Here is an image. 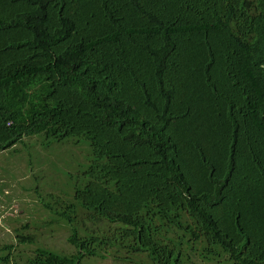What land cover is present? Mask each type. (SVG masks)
<instances>
[{"label":"trees","instance_id":"16d2710c","mask_svg":"<svg viewBox=\"0 0 264 264\" xmlns=\"http://www.w3.org/2000/svg\"><path fill=\"white\" fill-rule=\"evenodd\" d=\"M32 137L92 157L26 264H264V0H0V153Z\"/></svg>","mask_w":264,"mask_h":264},{"label":"rangeland","instance_id":"374dc122","mask_svg":"<svg viewBox=\"0 0 264 264\" xmlns=\"http://www.w3.org/2000/svg\"><path fill=\"white\" fill-rule=\"evenodd\" d=\"M204 134L200 127L198 146L205 147ZM42 142L39 137L28 138L0 153V259L7 253L4 248L12 246L10 264H26L39 247L62 254L75 251L68 242L71 230L62 222H53L56 217L44 204L57 208L73 201V189L82 180L92 151L82 140L68 141L85 146L81 148L72 143L60 148L49 145L53 152L45 150ZM30 239L35 243H29ZM117 257L125 255L90 258L84 264H136Z\"/></svg>","mask_w":264,"mask_h":264}]
</instances>
